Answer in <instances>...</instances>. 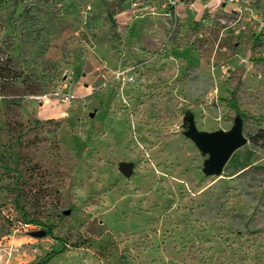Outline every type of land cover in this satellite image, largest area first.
Segmentation results:
<instances>
[{
  "label": "rangeland",
  "instance_id": "1",
  "mask_svg": "<svg viewBox=\"0 0 264 264\" xmlns=\"http://www.w3.org/2000/svg\"><path fill=\"white\" fill-rule=\"evenodd\" d=\"M117 1L0 0V62L16 73L0 78V264H264V152L205 176L184 135L188 115L229 130L236 107L249 145L263 19Z\"/></svg>",
  "mask_w": 264,
  "mask_h": 264
},
{
  "label": "water",
  "instance_id": "2",
  "mask_svg": "<svg viewBox=\"0 0 264 264\" xmlns=\"http://www.w3.org/2000/svg\"><path fill=\"white\" fill-rule=\"evenodd\" d=\"M184 127L186 128L184 135L195 144L203 155H207L202 168L205 176L221 174L231 156L247 144V138L243 132V120L240 115L235 116L233 125L229 130L198 131L192 115L184 117ZM118 169L122 175L130 177L133 172V165L120 163ZM31 235L44 237L46 231H34Z\"/></svg>",
  "mask_w": 264,
  "mask_h": 264
},
{
  "label": "trees",
  "instance_id": "3",
  "mask_svg": "<svg viewBox=\"0 0 264 264\" xmlns=\"http://www.w3.org/2000/svg\"><path fill=\"white\" fill-rule=\"evenodd\" d=\"M42 1L45 4H52L53 6H57L61 4L62 2V0H41V2ZM103 1L106 2L107 0H103ZM17 2L18 0H14V7L17 6ZM128 2L129 0H118L116 3L117 10H118L117 12L124 11V9L127 7ZM33 6L34 5H32V7ZM28 10H29V17H28L29 19H32V17L35 15L34 12L38 11V10H35L33 11V13L32 12L30 13V8ZM253 10L257 15H259L263 19V22H264V0H255L253 3ZM13 12H12V16L9 18V19L13 18L12 22L22 17L20 15L18 16L17 19H14ZM24 21L26 22V20ZM8 64H9L8 61L0 62V78L1 79L2 78L10 79V78L16 77L15 76L16 73L13 72L12 69L8 67L9 66ZM241 87H242V83L238 81L235 85V89L232 91V96H235ZM234 111L242 117V120L244 119L243 114L239 113L236 107L234 108ZM251 122L253 124V130L247 135L248 140H249V145H245L241 149L237 150L231 156V158L229 159V161L227 162L224 168L243 166L249 159V156L252 150L260 149L264 152V117H262L261 115H258L257 117L252 118ZM47 235H50V233ZM53 256H54V253L52 252L48 256V258L49 257L51 258ZM48 258L44 262H46Z\"/></svg>",
  "mask_w": 264,
  "mask_h": 264
},
{
  "label": "built area",
  "instance_id": "4",
  "mask_svg": "<svg viewBox=\"0 0 264 264\" xmlns=\"http://www.w3.org/2000/svg\"><path fill=\"white\" fill-rule=\"evenodd\" d=\"M218 2H221L223 6H232L234 8V11L240 13L242 11V5L244 4L245 7H250L252 9V14L254 15L255 12L253 10V3L255 0H216Z\"/></svg>",
  "mask_w": 264,
  "mask_h": 264
},
{
  "label": "crops",
  "instance_id": "5",
  "mask_svg": "<svg viewBox=\"0 0 264 264\" xmlns=\"http://www.w3.org/2000/svg\"><path fill=\"white\" fill-rule=\"evenodd\" d=\"M122 12V11H121Z\"/></svg>",
  "mask_w": 264,
  "mask_h": 264
}]
</instances>
